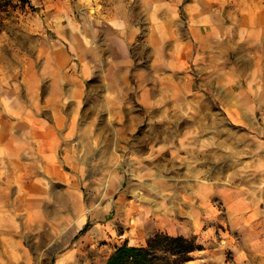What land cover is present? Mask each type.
Instances as JSON below:
<instances>
[{
	"label": "rangeland",
	"instance_id": "374dc122",
	"mask_svg": "<svg viewBox=\"0 0 264 264\" xmlns=\"http://www.w3.org/2000/svg\"><path fill=\"white\" fill-rule=\"evenodd\" d=\"M155 233L199 245L185 264H264V0H15L0 264H106Z\"/></svg>",
	"mask_w": 264,
	"mask_h": 264
},
{
	"label": "trees",
	"instance_id": "16d2710c",
	"mask_svg": "<svg viewBox=\"0 0 264 264\" xmlns=\"http://www.w3.org/2000/svg\"><path fill=\"white\" fill-rule=\"evenodd\" d=\"M15 0H0V13L13 6ZM24 4L27 0H18ZM87 223L81 232L87 230ZM199 245L183 235L171 236L155 233L146 245L136 246L124 243L115 248L106 264H185L191 259V252Z\"/></svg>",
	"mask_w": 264,
	"mask_h": 264
},
{
	"label": "crops",
	"instance_id": "0c3cea01",
	"mask_svg": "<svg viewBox=\"0 0 264 264\" xmlns=\"http://www.w3.org/2000/svg\"><path fill=\"white\" fill-rule=\"evenodd\" d=\"M78 52H80V51H78ZM77 57H80L82 67H81V71L77 75H75L77 85H75V87L73 86L72 88H85V86H83L85 81L90 79L91 77H94L98 73V70H96L97 65H98V59L97 58H94V59L89 58V56L86 54L85 55L84 54H78ZM70 63H71L70 58L64 59L61 62V66L67 67ZM105 78L108 82V87L110 88L111 87V81L109 79L108 71L105 73ZM64 88H65V86H64ZM147 90H145L146 93L149 91V90L148 91ZM71 255H74V254L72 253Z\"/></svg>",
	"mask_w": 264,
	"mask_h": 264
}]
</instances>
